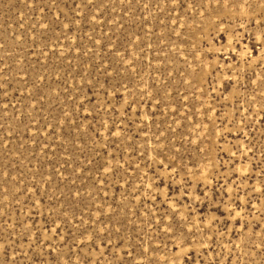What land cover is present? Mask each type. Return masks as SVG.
Segmentation results:
<instances>
[{"label":"rangeland","instance_id":"obj_1","mask_svg":"<svg viewBox=\"0 0 264 264\" xmlns=\"http://www.w3.org/2000/svg\"><path fill=\"white\" fill-rule=\"evenodd\" d=\"M0 264H264V0H0Z\"/></svg>","mask_w":264,"mask_h":264}]
</instances>
